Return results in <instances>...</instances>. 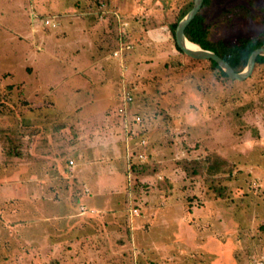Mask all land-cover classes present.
<instances>
[{"label": "rangeland", "instance_id": "obj_1", "mask_svg": "<svg viewBox=\"0 0 264 264\" xmlns=\"http://www.w3.org/2000/svg\"><path fill=\"white\" fill-rule=\"evenodd\" d=\"M122 1L100 14L113 31L87 35L81 53L77 15L105 0H0V264H118L146 241L157 264H264V65L237 80L179 50L174 30L194 0H125V31ZM200 12L213 42L264 40V0ZM82 57L96 70L81 71ZM104 169L109 204L158 212L136 245L115 235L95 263L97 245L78 235L100 220L78 207Z\"/></svg>", "mask_w": 264, "mask_h": 264}, {"label": "crops", "instance_id": "obj_2", "mask_svg": "<svg viewBox=\"0 0 264 264\" xmlns=\"http://www.w3.org/2000/svg\"><path fill=\"white\" fill-rule=\"evenodd\" d=\"M105 1L106 2L102 3V5L104 7H107L104 11L100 8L101 5L98 6V4L95 0L96 3L91 2V6H92L90 8L91 10L87 9L89 4H87V6L84 5L83 9H81V12L78 13L79 16L77 15V17H78L77 19L84 21V22H78L77 23L78 26L81 24L80 27L77 26V29L79 31V33H78L79 40H78L77 44L79 47H81V49H80L81 53L88 52L87 45H86V43H88V41H85V40H87V38H86L87 35H89L91 33H95V31H97V29H99L100 31L103 29L105 31H107L106 29L108 28L109 32L112 30V28H110V25H108V24H107L108 27L107 28L105 27V23H107L106 22L107 14L105 16L102 15L101 17H100V14L102 12H105V13L106 12L112 13L111 11L115 12L116 3L114 2V0H105ZM127 4H129V3H125V0H124L121 2V5L119 6L118 11H121L122 17L118 14V11H116L117 15L119 16V20H120V26H119L120 29L119 30L125 31V26H127L129 23L128 21L122 22V21L126 20V16L123 15V13L126 12L125 6ZM84 17L87 20H84ZM89 18H92V19L88 20ZM117 29H118V26H117ZM96 33H98V32H96ZM119 33H122V32L119 31ZM107 35H108V33H107ZM97 37H96V40H94L95 41L94 45L97 44V39H98ZM103 41L104 40L102 39L98 43H102ZM66 45H68V44H66ZM103 50H104V48H103ZM85 58L84 57L81 58V60H80L81 64L79 63L80 64L79 69H81V71H83L82 69H85L87 71V73L90 74L91 71H89V69L93 68L94 70H96V66H95L96 64L92 63V62L88 63L87 58L86 59ZM104 62H108V61L106 60ZM114 65L117 66V68L118 67L120 68V66H119V64H117V62H115ZM86 71L84 72V74H87ZM65 73H67V72H65ZM87 80L88 79H86V81ZM118 84H119V86L124 87L125 86L124 84H126V80H123V82H119ZM93 92L94 91H92L90 93V95L93 94ZM116 95H120L119 90H118V93H116ZM110 97H112V95ZM134 113H136V112H134ZM124 121H126L125 118H124ZM33 136H34V134H33ZM44 162H45V164H47V158H44ZM108 174H109V172H107V174H106V169H104V172L102 173V175H94L93 179L91 180V185L89 184L91 188L88 187L87 194L81 198V204H85L89 211H84V212L80 211V208L78 207L79 212H80L79 214L82 215V217H85V216H88V217L93 216L94 217V215L96 216L98 214L97 219H98V221L100 220L98 222V224H99L98 226L94 225L93 221L85 220L87 222H93L92 226L94 228L89 230L90 226L88 224H86V225L82 226L83 228L80 230L79 235H78V239H80L81 243H83V241H85V240L86 241L90 240L91 242H94L97 245L95 252H93V254H92L93 258L95 259V260H93L95 263H101L103 260L110 259V258H108V257H110V254L104 255L102 252H100V250H98V248H100L101 246H105L106 248H108V245L113 243V239H114L113 237L115 235L118 237H125V239L128 240L127 246H130L132 244L136 245L138 242V235L142 231L141 228L143 227L144 221H146V223L148 224L149 218L151 217V215L153 216L154 214H156V212H158L156 209H154L155 206H151L152 208L148 210L147 214H143V215L136 214L135 215V214H130L129 211L127 210L128 208H130L131 205L125 206V205H120V204L119 205L109 204L110 197L113 196V194L115 193L116 190L114 189L113 186L110 187V186H105V185H115L116 179L114 177H110V174L109 175ZM31 177L33 179H36V174L33 173ZM82 192H84V191H82ZM96 197L98 199H96ZM99 198H101V200H99ZM77 203L79 204V202H77ZM101 213H102V215H100ZM115 216H118L124 224H120V226L112 227L111 225H117L118 224V223L117 224L114 223ZM123 225L125 226V229H121L123 227ZM154 244H155V242H153V241H146V243H143L144 246H133L129 250V255L127 257H124V255L119 256V258L116 259V261L118 264H126L125 261H127V260H125V259H128V261H129L131 259V256H132V258L137 257V259L138 258L142 259L143 262L141 264H157L155 261H152L147 254V250H149L150 247L154 246ZM161 247H163V246L161 245ZM156 255H158V254H156ZM161 259L162 258L156 259V261H159Z\"/></svg>", "mask_w": 264, "mask_h": 264}, {"label": "trees", "instance_id": "obj_3", "mask_svg": "<svg viewBox=\"0 0 264 264\" xmlns=\"http://www.w3.org/2000/svg\"><path fill=\"white\" fill-rule=\"evenodd\" d=\"M209 1L210 0H204L203 5H207ZM246 9L248 10V8ZM231 11H237V10L232 9ZM174 35H175V30H174ZM186 36L191 42L200 45L202 48L210 49L218 53L220 56L226 59L234 67L236 71H241L246 67L249 56L255 48L264 46V40L262 42H254L253 40L244 39V38L240 40V43L232 44V45H229L222 40L217 42L211 41L209 39V32L205 27V17L202 15L200 11L187 26ZM177 48L181 50L178 45ZM207 60L211 62L213 68L219 69L221 75H223L226 78H230L228 74L220 67V65L215 60L213 59H207ZM259 65H264V55H258L256 60V66ZM131 95L132 98L134 99L132 92ZM120 115L123 118V115L122 114ZM122 122H124V118Z\"/></svg>", "mask_w": 264, "mask_h": 264}, {"label": "water", "instance_id": "obj_4", "mask_svg": "<svg viewBox=\"0 0 264 264\" xmlns=\"http://www.w3.org/2000/svg\"><path fill=\"white\" fill-rule=\"evenodd\" d=\"M203 4L204 0H194L191 9L178 22L175 29V40L177 45L183 52L193 58L215 60L232 79L244 80L248 78L254 71L258 55H264V46L257 47L251 52L246 67L241 71H236L226 59H224L213 50L202 48L200 45L198 49L187 47V40L189 39L186 36V28L194 19V17L199 13L201 8L203 7Z\"/></svg>", "mask_w": 264, "mask_h": 264}, {"label": "built area", "instance_id": "obj_5", "mask_svg": "<svg viewBox=\"0 0 264 264\" xmlns=\"http://www.w3.org/2000/svg\"><path fill=\"white\" fill-rule=\"evenodd\" d=\"M45 22H46V24H50L51 20L48 19ZM132 100H133V98H132L131 92H129V91L125 92V94L123 96L122 104L118 108V111L120 114H122L123 116L127 115V106H128V104H130L132 102ZM134 121L141 122L142 121L141 115L137 114L134 118ZM70 163L72 164L73 160H70ZM81 210L87 211V208L85 206H82Z\"/></svg>", "mask_w": 264, "mask_h": 264}, {"label": "bare ground", "instance_id": "obj_6", "mask_svg": "<svg viewBox=\"0 0 264 264\" xmlns=\"http://www.w3.org/2000/svg\"><path fill=\"white\" fill-rule=\"evenodd\" d=\"M187 47L192 48V49H198L199 45L191 42L190 40H187Z\"/></svg>", "mask_w": 264, "mask_h": 264}]
</instances>
